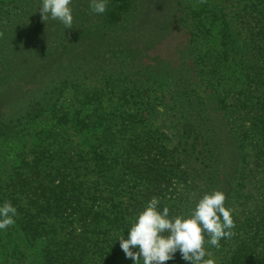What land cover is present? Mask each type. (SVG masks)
<instances>
[{
  "label": "rangeland",
  "instance_id": "rangeland-1",
  "mask_svg": "<svg viewBox=\"0 0 264 264\" xmlns=\"http://www.w3.org/2000/svg\"><path fill=\"white\" fill-rule=\"evenodd\" d=\"M89 3L90 0H73L75 18L81 9L90 8ZM206 3H210L211 12L203 10ZM249 4L252 3L248 0H109V22L104 19L106 13L101 17L89 9L91 17H86L85 22L74 18L72 29H62L67 36L65 57L54 53L55 60L49 63L48 59L35 55L38 45L31 41L32 46L26 44L19 55L7 54V61L20 67L12 69L11 77L0 84V93L15 92L12 102L4 99L2 111L16 119L14 136L0 140V203L1 191L11 192L13 177L17 178L19 173L23 175L22 180L32 177L34 162L42 161L46 171L54 172L56 177L58 171L65 169L55 163L59 156L65 161H77L81 153L89 152L98 138L94 125L102 124L117 136V170L112 183L94 171L83 176L84 172L80 174L75 170L81 166L79 163L66 172L68 181H85L81 194L83 206L94 205V210L103 211L106 216L102 219L101 231L109 235L115 228L116 215H122L120 208L130 215L127 223L132 226L149 202L142 197L150 189L159 193L161 211L168 207L171 216L190 217L192 203L186 194L188 185L180 178V173L170 174L165 185L157 179L151 183L152 175L146 173L174 162V151L180 144V131L188 115L204 112L213 123L210 126L219 147L215 150L220 155V180L215 184L216 190L226 194V207L232 208V191L240 172L258 158L264 160V137L257 130L259 134L255 139L242 140L243 147L238 148L237 134L243 136L250 127L244 121L247 112L231 108V118L227 119L226 108L216 112L211 101L224 98L231 106L238 99H247L248 93L254 90V84L244 79L242 73V64H249V56L245 55L243 62L240 56L237 61L233 60L230 48L222 45L221 34L226 30L238 42L245 40L247 34L242 23ZM40 8L41 4L35 6V17L41 16ZM28 15L14 27L21 29L23 23L28 22ZM39 19L42 26L50 20ZM54 28L57 37L60 26L57 24ZM65 60L71 63L63 69ZM250 60L253 65L258 63ZM90 64L93 66L89 68ZM4 65L7 63L3 62L0 68ZM66 80L81 86L80 92L77 93L72 84H65ZM125 81L137 88L125 91L114 88V83ZM93 88L101 91V103L88 101ZM50 92L54 95L51 103H55V111L45 110L31 124H21L19 117L30 104ZM133 92L138 95L135 101ZM84 97L87 99L81 102ZM198 100L205 102L204 111L198 109ZM99 108H102L101 115L92 121L82 118L86 113L75 114L80 109ZM62 143L69 147L66 154L57 153ZM40 146L45 149L41 150ZM196 147L202 150L204 145L199 142ZM241 152L242 158L238 157ZM20 201L22 208L30 207L27 194H22ZM48 221L53 223L54 220ZM74 230L78 235L82 229L75 226ZM71 231L65 228L66 233ZM123 231L128 236L124 227ZM44 244L21 233L13 224L0 230V262L14 261L17 257L20 264H43ZM111 253L106 252L102 260L97 256L90 258L89 263L133 264L120 247ZM177 258L179 264L185 262L179 252Z\"/></svg>",
  "mask_w": 264,
  "mask_h": 264
},
{
  "label": "trees",
  "instance_id": "trees-1",
  "mask_svg": "<svg viewBox=\"0 0 264 264\" xmlns=\"http://www.w3.org/2000/svg\"><path fill=\"white\" fill-rule=\"evenodd\" d=\"M248 2L252 4H249L244 10L245 15L242 23L247 34L245 40L238 42L228 35L226 30L221 31V34L223 37L222 45L230 48L233 53V60L237 61L240 56L243 62L245 55H247L250 59L258 62L253 65L249 59V64L246 62L242 64L243 78L254 84V90L248 93L247 99H238L231 106L226 104L224 98H220L219 101L213 99L211 101L215 105L216 112L223 109V107L226 108L224 116L227 119L229 116L231 118V108L247 112V119H244V121L250 124V127L246 128L242 134L243 136L239 137L238 134L240 133L237 134L238 148L243 147L242 140L245 141L248 137L255 139V136L259 134L257 130H260L259 135L264 137V76L262 77V74H264V0H248ZM37 4H41V0H0V66L3 62L7 63V66L4 65V68H0V74H2L0 84L11 77L9 72L12 69L20 67L9 63L7 54L15 52L19 55L26 49V44L31 45L30 41L38 45L35 55L39 54L42 59H48L49 63H53L55 60L54 53L58 54L59 57L67 55V36L62 31V29L67 30V28L60 21L52 19L42 26L43 24L39 19L42 16H36V18L33 15ZM203 8V10L211 12L209 9L211 8L210 3L203 4ZM89 9V7L88 9H81L74 18L79 22H85L86 17H91V9ZM109 10L108 8L104 18L106 22L110 21L108 19V16H110ZM27 14H29L27 17L28 22L25 25L23 23L21 29H16L15 24L22 22V18ZM101 17L98 16V18ZM53 24L60 26V30L58 29L60 31L59 36L57 37L54 34ZM194 49L197 53L196 46ZM65 61L67 62L64 65L65 67H62L63 69L71 63V60ZM91 66L93 65L90 64L89 68ZM69 83L68 80L65 81V84ZM72 85L79 93L81 86ZM113 86L123 91L129 88L133 90L137 88L136 85L127 81L122 84L114 83ZM14 93L6 90L0 93V140L14 136L16 119L7 116L2 111L4 99L12 102ZM5 95L6 97H4ZM53 97L52 92L46 93L39 101L31 103L19 117V122L21 124L24 122L23 124L26 126L31 124L32 121H36L45 110L54 112L56 105L51 103ZM137 98L138 95L133 92V101ZM86 99L87 97H84L81 102ZM88 101L101 103V91L93 88L88 95ZM142 103L147 105L144 100ZM204 106L205 102L203 100L197 101V107L200 111H204ZM101 109L89 111L80 109L75 114L82 115L86 113L82 118L92 121L101 115L99 113ZM63 118L65 116L59 120L61 121ZM82 122L84 123L83 120ZM195 124L198 127H195ZM199 125L201 126L199 127ZM210 125H213V123L207 119L204 112L189 114L180 131L181 140L174 151V162L169 165H161L155 171L149 170L146 173L147 176L152 175L149 180L151 183L154 179H157L163 181L161 184L165 185V182L170 180V174L178 171L180 178L188 185L186 194L188 199L191 200L190 210L192 211L196 203L205 194L216 190L217 186L215 184L220 180V155L215 151L219 147L216 145V134H213ZM101 128L103 130H100ZM238 128L240 129L239 126ZM94 130L98 135L97 143L91 146L89 152L81 153L77 161H65L62 156L58 157V161L55 163L65 168L63 171H58V176L55 177L54 172L49 173L46 171L47 168L42 166V161H37L31 165V171H34V173H31V178L27 177L22 180L23 175L19 173L17 178L13 177L10 181V183H13L11 192L1 191V203L11 201L18 209L14 226L32 240L45 242L42 252L43 264H90V258H96L97 256L101 257L102 260L103 255L112 254L111 252H115L117 246L120 247L118 241L120 237L127 238V234L123 231V227L126 231L131 227L127 223L130 216L127 211L123 212L124 209L120 208L122 215L121 217L116 215L115 228L109 231V235L103 233L101 231L102 219L106 217L103 211L94 210V205L90 207L83 206L81 194L83 193V186L85 187L83 183L85 181L81 179V183H79L73 180L68 181L67 178L68 173L66 172L74 168L73 164L79 163L81 166L75 170L80 174L84 172L83 176H87V173L94 171L96 175L101 176L104 180L109 178L110 183L114 180L117 170L115 167L117 136L102 124H95ZM199 142L204 145L202 150L196 147ZM68 148L65 143H62L59 148L60 151L57 150V153L66 154ZM40 149L44 150L45 147L40 146ZM239 156L240 158L244 157L242 152ZM22 194H27L28 203H30V207L27 209L21 206L20 196ZM232 195L234 200L232 209L235 210L233 215L235 228L232 229L234 234L231 238L221 240L219 249L207 244L205 247L211 253V258L215 264H264V160L260 161L258 158L251 163L250 167L240 172L239 181L235 183ZM153 197L158 198L159 193L154 189H150L142 198L148 202ZM48 219L54 220L53 223H49ZM65 226L71 228L72 231L66 233ZM75 226L82 229L78 235L75 234ZM177 255L178 252L175 254L174 261L170 264H179ZM15 259L14 261L4 260L0 264H20L18 258L15 257ZM180 264H189V262L185 261Z\"/></svg>",
  "mask_w": 264,
  "mask_h": 264
},
{
  "label": "clouds",
  "instance_id": "clouds-1",
  "mask_svg": "<svg viewBox=\"0 0 264 264\" xmlns=\"http://www.w3.org/2000/svg\"><path fill=\"white\" fill-rule=\"evenodd\" d=\"M108 3L90 0L89 6L93 14L103 15ZM72 4L73 0H41L39 12L44 21L58 20L72 29ZM160 203L159 198H151L128 229L127 238L118 239L125 258L133 264H166L179 252L189 264H215L205 245L219 249L221 240L231 238L235 228V210L226 207V194L219 190L205 194L187 218L171 216L168 207L161 211ZM17 216L18 209L11 201L0 203V230L13 225Z\"/></svg>",
  "mask_w": 264,
  "mask_h": 264
}]
</instances>
